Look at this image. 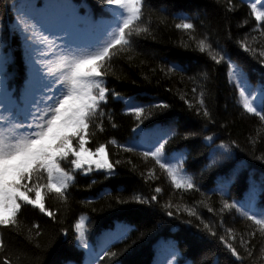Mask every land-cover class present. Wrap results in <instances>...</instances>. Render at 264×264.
Returning a JSON list of instances; mask_svg holds the SVG:
<instances>
[{"label":"snow or ice","instance_id":"1","mask_svg":"<svg viewBox=\"0 0 264 264\" xmlns=\"http://www.w3.org/2000/svg\"><path fill=\"white\" fill-rule=\"evenodd\" d=\"M229 3L228 10L234 11L235 5L231 0ZM98 4L102 11L112 9L110 20L94 21L90 16H81L79 6L73 0H0V226L11 230L19 223L27 206L38 207L39 212L52 222L62 224L57 220V213L45 206L43 192L54 189L67 202L78 173L103 172L105 178L117 174V166L122 161L110 162L105 154V144L100 143L94 150L86 147V137L94 138L97 133L106 131L105 117L112 128L117 127L113 121L115 112L108 108L111 101L123 102V111L135 117L131 130L133 137H142L139 144L122 145L126 151L143 147V156L154 159L155 164L172 178L176 189L206 187L197 184V176L200 180L207 179V186L214 184V190L227 197L220 202V213L235 210L256 225H264V204L257 203V196L264 193V179L257 185L251 175H241L240 157L236 151L239 146L235 141L216 134L204 135L198 147L186 149L189 155L194 151L196 156L202 157L198 173L184 175L183 165L187 161L182 154L179 157L172 154L169 144L177 136L191 139L200 133H179L176 130L179 117L169 111L168 102H134V97L125 98L115 87H109L108 77L115 69L108 66L119 63L117 53L141 49L137 37L155 38L150 22L147 27H139L145 23L146 14L152 15L154 8L157 13L168 12L180 20L175 24L177 29L193 31L198 27L195 21L199 14L174 13L168 4L161 3L157 7L153 0H98ZM252 14L264 28V12L257 11L256 4L252 5ZM9 15L5 25V18ZM5 28L9 37L20 39L26 64V75L17 87L10 85L8 64L12 51L3 38ZM197 47L200 53L208 52L216 64L226 62L228 79L234 80L243 109L264 120V59H259L260 66L253 68L239 58L233 59L228 49L219 41L210 42V37L207 41L200 39ZM240 47L245 52L250 51L246 44L240 43ZM142 54L147 56L148 52L142 51ZM168 71L183 73L188 68L172 61ZM253 72L259 74L258 86L251 82ZM201 109L205 120L203 132L208 130L209 123L215 122L203 93L196 109L197 116L201 115ZM145 120L148 124L144 123ZM253 158L264 162V156ZM150 174L154 176L155 171ZM233 188L237 189L236 196L230 195ZM155 191L159 193L161 189L158 187ZM114 200L115 203H109L108 208L116 209L117 213L144 214L147 222L133 228L125 222L124 215L114 214V221L106 226L108 231L98 241H93V233L86 225L88 218L81 215L70 228L61 226L53 230L47 247L36 244L39 251L32 254L37 257V264H42L41 258L49 255L50 250H59L53 264H81L84 257L83 264H120L119 257L131 247L127 244L129 232L139 234L134 243H143L161 229L166 231L176 227L179 229L177 237L168 241L172 260L167 261V264H175L177 240L188 250L196 249V254L200 255L211 250L207 243L209 237L218 235L196 212H189L190 217H195L194 221L181 219L170 210L171 205H163L157 211L155 205L159 201L156 195L133 196L131 199L116 196ZM133 202L145 207H118ZM106 210L104 207L92 209L93 212ZM208 211L214 212L215 208L209 207ZM160 212L173 220H180V224L165 221ZM33 227L35 235L41 236L42 226ZM193 228L196 231H192ZM219 240L224 242L232 256L238 257L237 248L232 243L224 236H219ZM116 241L125 242L126 247L113 251ZM5 247V241L0 239V250ZM5 264L9 262L6 260Z\"/></svg>","mask_w":264,"mask_h":264},{"label":"trees","instance_id":"2","mask_svg":"<svg viewBox=\"0 0 264 264\" xmlns=\"http://www.w3.org/2000/svg\"><path fill=\"white\" fill-rule=\"evenodd\" d=\"M73 3L79 6L81 16H90L94 21H108L112 18V9L102 11L98 0H73ZM161 3L168 4L170 11L174 13L188 16L198 13L199 18L195 21L198 27L195 31L177 29L175 24L180 22L179 19L168 12L157 13L154 8L152 15L146 14L145 23L139 27H147L150 22L155 38L137 37L141 42V49L117 53L119 63L108 66L115 69L114 74L108 77L109 87H115L125 98L134 97V102H168L169 111L179 117L176 124L179 133H200L191 139L177 136L169 144L172 154L178 157L182 154L187 161L183 165L184 175L198 173V163L202 160L194 151L189 155L186 149L189 146L198 147L204 135L216 134L225 140L236 142L239 146L236 151L240 157L238 163L241 175H251L259 185L264 179V162L254 159L253 156H264V120L243 109L239 92L234 87V80L228 79L226 62L216 64L208 52H199L197 44L200 39L207 41L210 37V42L215 44L219 41L228 49L233 59L239 58L253 68H258L259 59H264V28L255 20L252 5L256 4L257 11L264 12V0H231V4L235 5L234 11L228 10L231 7L229 0H153L157 7ZM10 15L5 18V25ZM157 28L159 31H156ZM3 38L12 51V59L8 64L10 85L17 87L27 71L20 39L9 37L7 28L3 32ZM240 43L246 44L250 51L245 52ZM142 51H147L148 55H143ZM172 61L187 67L188 71H168ZM250 79L252 83L259 85L258 73L253 72ZM202 93L215 118V122L209 123L208 130L203 132V109L200 116L196 115ZM185 100L188 103H185ZM108 108L115 112L113 121L117 127L112 128L105 117L106 131L97 133L94 138L86 137V147L94 150L100 143L105 144V154L109 161H122L117 166V174L105 178L103 172L93 171L89 175L78 173L74 178V185L70 188V199L67 202L56 194L54 189L43 192L45 206L55 211L57 220L63 223L52 222L51 218L39 212L38 207H25L15 227L8 230L0 226V239L6 244V247L0 250V264H5L6 260L9 264H37V257L32 254L39 251L36 244H40L41 248L47 247L53 230H58L61 226L70 228L81 215L88 218L86 225L93 233V241H98L104 232L108 231L106 226L114 221V214L124 215L125 222L133 228L141 227L147 222V216L134 212L117 213L116 209L108 208V204L115 203L116 196L131 199L133 196L152 195H156L159 201V204L155 205L157 211L163 205H171L170 210L177 213L181 219L191 218L194 221L195 217H190L189 212H196L204 223L218 233L217 237H209L207 241L211 250H206L200 255L196 254V249L188 250L177 240L175 264H264V225H256L254 221L235 210L232 213H220V202L222 198L227 197H222L220 192L215 191L214 184L207 186V179L200 180L197 176V184L206 187L176 189L167 172L155 164L154 159L143 156V147L133 152H128L122 147L132 142L139 144L142 140L140 136L133 137L131 130L135 117L123 111V102L111 101ZM144 123L148 124V121L145 120ZM178 145L180 147H177ZM152 170L155 171L154 176L150 174ZM92 181L96 183L93 184ZM158 187L161 191L156 193L155 189ZM230 195L236 196L237 189H231ZM257 203L264 204V193L257 196ZM101 207L107 210L92 211L93 208ZM118 207L139 209L145 206L133 202ZM209 207H214L215 211L209 212ZM160 215L164 216L165 221L180 224V220H173L163 212H160ZM34 225L42 226L41 236L35 235ZM201 228L203 229V224ZM192 231L196 229L193 228ZM178 232L176 227L166 231L161 229L143 243H134L139 234L129 232L127 244L131 247L119 257L120 264H167L168 260H172V249L168 246V241L175 239ZM219 236H224L225 240L237 248L238 257L231 255L224 242L219 240ZM114 243L116 247L113 251L126 247L123 241ZM58 254L59 250H50L49 255L41 258L42 264H53ZM84 259L86 257L82 258L81 264Z\"/></svg>","mask_w":264,"mask_h":264},{"label":"rangeland","instance_id":"3","mask_svg":"<svg viewBox=\"0 0 264 264\" xmlns=\"http://www.w3.org/2000/svg\"><path fill=\"white\" fill-rule=\"evenodd\" d=\"M36 37H37V40H39V39H40V36H39V34H38V33L36 34ZM85 155H87V154H85Z\"/></svg>","mask_w":264,"mask_h":264}]
</instances>
